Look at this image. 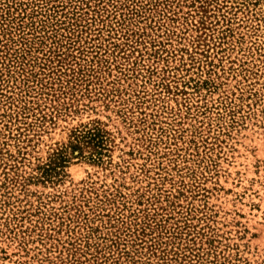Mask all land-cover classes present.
<instances>
[{
	"label": "rangeland",
	"instance_id": "1",
	"mask_svg": "<svg viewBox=\"0 0 264 264\" xmlns=\"http://www.w3.org/2000/svg\"><path fill=\"white\" fill-rule=\"evenodd\" d=\"M0 264H264V0H0Z\"/></svg>",
	"mask_w": 264,
	"mask_h": 264
},
{
	"label": "snow or ice",
	"instance_id": "2",
	"mask_svg": "<svg viewBox=\"0 0 264 264\" xmlns=\"http://www.w3.org/2000/svg\"><path fill=\"white\" fill-rule=\"evenodd\" d=\"M260 2V0H257V3H259Z\"/></svg>",
	"mask_w": 264,
	"mask_h": 264
}]
</instances>
